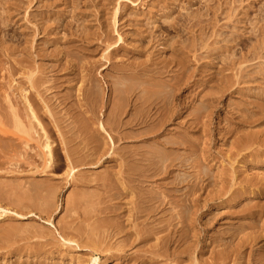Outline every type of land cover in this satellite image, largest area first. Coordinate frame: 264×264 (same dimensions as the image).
Here are the masks:
<instances>
[{"label":"rangeland","instance_id":"374dc122","mask_svg":"<svg viewBox=\"0 0 264 264\" xmlns=\"http://www.w3.org/2000/svg\"><path fill=\"white\" fill-rule=\"evenodd\" d=\"M204 1L0 0V264L264 263V0Z\"/></svg>","mask_w":264,"mask_h":264},{"label":"bare ground","instance_id":"6f19581e","mask_svg":"<svg viewBox=\"0 0 264 264\" xmlns=\"http://www.w3.org/2000/svg\"><path fill=\"white\" fill-rule=\"evenodd\" d=\"M5 1H6V0H5ZM47 1H48V0H47ZM74 1H75V0H72L73 3H74ZM205 1H206V0H205ZM205 1H204V3H205ZM208 1L210 2V0H207L206 2H208ZM212 1H213V0H212ZM3 2H4V0H3ZM80 2H81V1H80ZM88 2H89V1H88ZM117 2H118V1H117ZM209 2H208V3H209ZM94 3H95V2H94ZM112 3H113V2H112ZM213 3H214V2H212V5H213ZM220 3H222V2H220ZM215 4H216V2H215ZM56 5H57V4H56ZM68 5H69V4H68ZM68 5H67V6H68ZM91 5H92V4H91ZM116 5H117V4H116ZM119 5H120V4H119ZM205 5H206V3H205ZM207 5H208V4H207ZM0 6H1V5H0ZM203 6H204V5H203ZM214 6H215V5H214ZM214 6H213V7H214ZM6 7H7V6H6ZM50 7H51V6H50ZM54 7H55V6H54ZM116 7H117V6H116ZM71 8H73L72 5H71ZM71 8H70V9H71ZM201 8H202V7H201ZM203 8H204V7H203ZM214 8H215V7H214ZM49 9H50V11H52L51 8H49ZM67 9H68V8H67ZM67 9H66V10H67ZM114 9H115V8H114ZM119 9H120V7H119ZM206 9H207V8H206ZM0 10L3 11V9H0ZM7 10H9V9H7ZM53 10H54V9H53ZM76 10H77V9H76ZM110 10H111V8H110ZM48 11H49V10H47V13H48ZM54 11H55V10H54ZM70 11H72V10H70ZM112 11H113V10H112ZM8 12H9V11H8ZM199 12H202V11L199 10ZM206 12L208 13V9H207V11H206V10L204 11V13H206ZM217 12H218V11H217ZM69 13H70V12H69ZM76 13H77V12H76ZM112 13H113V12H112ZM118 13H119V12H118ZM207 13H206V14H207ZM209 13H210V12H209ZM4 14H5V13H4ZM14 14H15V13H14ZM188 14H189V12H188L186 15H188ZM191 14L195 15L194 13H191ZM211 14H212V13H211ZM6 15H7V14H6ZM55 15H56V14H55ZM116 15H117V13H115V18H116ZM201 15H202V17H205V16L208 17V16H209V15H205V14H204L205 16H204L203 14H201ZM201 15H200V16H201ZM1 16H2V14H1ZM4 16H5V15H4ZM197 16L199 17V15H197ZM222 16H223V14H222ZM49 17H50V16H49ZM56 17H57V16H56ZM63 17H64V16H63ZM79 17H80V16H79ZM209 17H210V16H209ZM53 18H54V17H53ZM75 18H76V17H75ZM122 18H123V17H122ZM183 18H186V17H183ZM193 18H194V17H193ZM195 18H196V16H195ZM195 18H194L193 20H195ZM48 19H49V18H48ZM51 19H52V18H51ZM58 19H59V18H58ZM83 19H84V18H83ZM187 19H188V18H187ZM4 20H5V19H4ZM4 20H2V21H4ZM61 20H62V19H61ZM61 20H60V21H61ZM120 20H121V19H120ZM188 20H189V19H188ZM191 20H192V19H190V22H191ZM201 20H204V19L201 18L200 21H201ZM209 20H210V18H209ZM6 21H7V20H6ZM60 21H59V22H60ZM63 21H65V19H64ZM117 21H118V20H117ZM174 21H175V20H174ZM198 21H199V20H198ZM200 21H199L198 23H200ZM204 21H205V20H204ZM206 21H207V19H206ZM47 22H48V21H47ZM50 22H51V20H50ZM107 22H108V21H107ZM182 22H183V21H182ZM195 22H196V20H195ZM195 22H194V23H195ZM0 23H2V22H0ZM60 23H61V22H60ZM101 23H102V22H101ZM105 23H106V22H105ZM173 23H174V22H173ZM185 23H186V22H185ZM202 23H203V21H202L200 24H202ZM57 24H58V23H57ZM117 24H118V23H117ZM177 24H178V23H177ZM195 24H196V23H195ZM59 25H60V24H59ZM97 25H98V24H97ZM145 25H146V24H145ZM183 25H185V24L183 23ZM202 25H203V24H202ZM1 26H2V25H1ZM126 26H127V25H126ZM188 26L190 27L191 25H188ZM192 26H193V25H192ZM194 26H197V25H194ZM5 27H6V26H5ZM57 27H59V26H56V28H57ZM84 27H85V26H84ZM184 27H185V26H184ZM198 27H199V25H198ZM81 28H82V26H81ZM100 28H101V27H100ZM181 28H182V27H181ZM187 28H188V27H187ZM187 28H185V29H187ZM198 29H201V26H200V28H198ZM198 29H197V31H198ZM78 30H79V29H78ZM84 30H85V29H84ZM89 30H90V29H89ZM171 30H172V29H171ZM178 30H180V29H178ZM82 31H83V30H82ZM114 31H115V28H114ZM116 31H117V30H116ZM116 31H115V32H116ZM118 31H119V30H118ZM1 32H2V31H1ZM110 32H111V31H110ZM146 32H148V31H146ZM181 32H182V31H181ZM181 32H180V33H181ZM105 33H106V32H105ZM117 33H118V32H117ZM215 33H216V32H215ZM118 34H119V33H118ZM174 34H175V33H174ZM77 35H78V34H77ZM84 35H85V34H84ZM98 35H99V34H98ZM100 35H101V34H100ZM120 35H121V33H120ZM120 35H119V37H120ZM175 35H176V34H175ZM80 36H81V35H80ZM82 36H83V32H82ZM185 36H186V35H185ZM112 37H113V35H112ZM180 37H181V36H180ZM5 38H6V37H5ZM93 38H95V37H93ZM93 38H92V39H93ZM102 38H103V37H102ZM148 38H149V36H148ZM174 38H175V37H174ZM174 38H173V39H174ZM176 38H177V37H176ZM83 39H84V38H83ZM90 39H91V38H90ZM120 39H122V38H120ZM169 39H170V38H169ZM180 39H181V38H180ZM104 40H105V39H104ZM143 40H144V39H143ZM147 40H148V39H147ZM147 40H146V41H147ZM149 40H150V38H149ZM151 40H152V39H151ZM153 40H157V39L155 38V39H153ZM140 41H141V43H142L141 38H140ZM182 41H183V40H182ZM114 42H115V41H114ZM148 42H149V41H148ZM155 42H156V41H155ZM187 42H188V41H187ZM203 43H204V42H203ZM205 43H206V42H205ZM215 43H216V42H215ZM86 44H88V43H86ZM143 44H144V43H143ZM151 44H152V43H151ZM174 44H175V43H174ZM141 45H142V44H141ZM154 45H155V44H154ZM204 45H205V44H204ZM116 46L118 47V45H116ZM114 47H115V46H114ZM152 48H153V46H152ZM168 48H169V47H168ZM150 49H151V47H150ZM169 49H170V48H169ZM197 50H198V49H197ZM121 51H122V50H121ZM208 51H209V50H208ZM8 52H9V51H8ZM9 53H10V52H9ZM9 53H8V54H9ZM69 54H70V53H69ZM69 54H67V56H68ZM171 54H172V52H171ZM4 55H5V53H4ZM9 55H10V54H9ZM10 56H11V55H10ZM63 56H64V55H63ZM179 62H180V61H179ZM181 62H182V61H181ZM181 62H180V63H181ZM11 63H12V62H11ZM170 63H171V62H170ZM182 63H184V62H182ZM176 64H177V63H175V65H176ZM184 64H185V63H184ZM11 65H12V64H11ZM165 65H166V64H164V66H165ZM167 65H168V64H167ZM171 65H172V64H170V66H171ZM177 65H178V64H177ZM182 65H183V64H182ZM160 66H161V65H160ZM162 66H163V65H162ZM179 66L182 67L181 64H179ZM12 67H13V66H12ZM145 67H146V66H145ZM145 67L142 68V69H145V71H146L147 69H146ZM183 67H185V66L183 65ZM161 68H162V67H161ZM168 68H170V67L168 66ZM173 68H174V67H173ZM178 68H179V67H178ZM138 69H139V68H138ZM165 69H166V68H165ZM93 70H94V69H93ZM140 70H141V69H140ZM180 70H181V69H180ZM141 71H142V70H141ZM184 71H186V70L184 69ZM148 72H149V70H148ZM150 72H151V71H150ZM178 72L180 73L179 70H178ZM178 72H177V73H178ZM138 73H139V72H138ZM144 73H145V72H144ZM181 73H182L181 75H183V72H181ZM133 74H135V73H133ZM146 74H147V73H146ZM150 74H151V73H150ZM177 75H178V74H177ZM177 75L175 76L176 78H177ZM179 75H180V74H179ZM181 75H180V77H181ZM121 76L123 77L124 74L121 75ZM126 76H127V75H126ZM135 76H136V75H134L133 77H135ZM122 77H121V78H122ZM148 77H149V76H148ZM175 77H174V78H175ZM180 77L178 76V78H180ZM182 77H183V76H182ZM135 78H136V77H135ZM176 78H175V79H176ZM82 80H83V79H82ZM119 80H120V79H119ZM121 80H122V79H121ZM133 80H134V79H133ZM145 80H147V79H145ZM172 80H174V79H172ZM176 80H180V79H176ZM149 81H151V80H149ZM115 82H116V81H115ZM131 82H132V81H131ZM174 82H175V81H174ZM172 83H173V81H172ZM181 85H182V84H181ZM133 86H135V85H133ZM141 86H142V85H141ZM155 86H156V85H155ZM162 86H163V85H162ZM138 87H139V86H138ZM138 87H137V88H138ZM166 87H167V86H166ZM118 88H119V86H118ZM118 88L116 87L115 89H118ZM132 88L134 89V87H132ZM139 88H140V87H139ZM139 88H138V89H139ZM151 88H152V87H151ZM154 88H156V87H154ZM156 89H157L158 92H159V90H160L159 87L156 88ZM156 89H155V91H156ZM88 90H89V89H88ZM146 90H147V89H146ZM146 90H145V91H146ZM162 90H163V87L161 88L160 91H162ZM121 91H122V90H121ZM123 91H124V89H123ZM127 91H128V90H127ZM130 91H132V90H130ZM142 91L144 92V90H142ZM147 91H148V90H147ZM169 91H170V90H169ZM180 91H181V90H180ZM182 91H183V90H182ZM81 92H83V91H81ZM89 92H90V91H88V93H89ZM112 92H113V91H112ZM117 92H118V91H117ZM153 92H154V91H153ZM167 92H168V91H167ZM84 93H85V92H84ZM114 93H115V92H114ZM118 93L121 94V92H118ZM124 93H125V92H124ZM129 93H130V92H129ZM145 93H146V92H145ZM161 93L163 94V92H161ZM139 94H140V93H139ZM148 94H150V93H148ZM155 94H157V93H155ZM155 94H154V95H155ZM170 94H171V93H170ZM93 95H94V92H93L92 96H93ZM125 95H126V94H125ZM128 95H129V94H128ZM130 95H131V93H130ZM135 95H136V94H135ZM137 95H138V94H137ZM160 95H161V94H160ZM160 95H159V96H160ZM168 95H169V94H168ZM26 96H27V95H26ZM81 96H82V95H81ZM85 96H86V94H85ZM87 96H88V95H87ZM123 96H124V95H123ZM123 96H122V97H123ZM139 96H140V99H141V98H143L144 95H143V94H142V95L140 94ZM141 96H142V97H141ZM166 96H167V95H166ZM8 97H9V96H8ZM11 97H12V95H11ZM11 97H10V98H11ZM22 97H23V96H22ZM83 97H84V96H83ZM89 97H91V96L89 95ZM135 97H136V96H135ZM147 97H148V96H147ZM147 97H146V98H147ZM153 97H154L153 95H152V96H149V98H150L151 100H152ZM167 97H168V96H167ZM174 97H175V96H174ZM85 98H86V97H84V99H85ZM118 98H119V96H118ZM144 98H145V97H144ZM144 98H143L144 101L141 100V101L143 102V103H142V106H146V107H147V105H148L149 107H151V106L155 103V101H153V102H152L153 104H151L150 101H149V100H150L149 98H147V99H146V98L144 99ZM165 98H166V97H165ZM93 99H94V98H93ZM95 99H96V98H95ZM115 99H116V101L118 100V99H117V93H116V97H115ZM122 99H123V98H122ZM92 101H93V100H92ZM111 101H112V100H111ZM124 101H125V99H124ZM141 101H140V102H141ZM12 102H13V101H12ZM84 102H85V101H84ZM86 102H87V101H86ZM90 102H91V101H90ZM117 102H118V101H117ZM122 102H123V100H121V104H124V102H123V103H122ZM168 102H169V101H168ZM21 103H22V102H21ZM21 103H20V104H21ZM97 103H99L98 100H97ZM100 103H101V102H100ZM103 103H104V102H103ZM10 104H11V103H10ZM12 104H13V103H12ZM95 104H96V103H95ZM95 104H94V105H95ZM150 104H151V105H150ZM161 104H162V103H161ZM8 105H9V104H8ZM32 105H33V104H32ZM85 105H87V104H85ZM88 105H89V104H88ZM91 105H92V103H91ZM91 105H90V106H91ZM134 105H135V104H134ZM156 105H158V104H156ZM156 105H155V106H156ZM96 106H97V104H96ZM116 106H117V105H116ZM132 106H133V105H132ZM136 106H137V105H136ZM164 106H166V105H164ZM8 107H9V106H8ZM14 107H15V105H14ZM31 107H32V106H31ZM77 107H78V106H77ZM93 107H94V106H93ZM137 107H138V106H137ZM149 107H148V109H149ZM166 107H167V106H166ZM96 108H97V107H96ZM99 108H100V106H99ZM68 109H70V108H68ZM77 109H78V108H77ZM79 109H80V108H79ZM103 109H104V108H103ZM103 109H102V110H103ZM136 109H137V108H136ZM141 109H142V108H141ZM141 109H140V111H141ZM168 110H169V109H168ZM12 111H13V110H12ZM67 111H68V110H67ZM73 111H74V110H73ZM73 111H72V112H73ZM97 111H98V110H97ZM97 111H96V112H97ZM114 111H115V110H114ZM138 111H139V110H138ZM143 111H144V110H143ZM148 111H149V110H148ZM148 111H147V112H148ZM152 111H153V109H152ZM72 112H71V114H72ZM89 112H91V111H89ZM128 112H129V111H128ZM156 112H157V111H156ZM156 112H155V117H156ZM12 113H13V112H12ZM77 113H78V112H77ZM79 113H80V112H79ZM140 113H141V112H140ZM157 113H158V112H157ZM80 114H81V113H80ZM80 114H79V115H80ZM138 114H139V113H138ZM138 114H137V115H138ZM75 115H76V113H75ZM108 115H109V114H108ZM67 116H68V115H67ZM72 116H73V115H72ZM76 116H78V115H76ZM80 116H81V115H80ZM140 116H141V115H140ZM30 117H31V116H30ZM70 117H71V116H70ZM96 117H98L97 114H96ZM120 117H121V113L115 115V119H116V120L114 119V120H115L114 122H116V123L118 122L117 125L120 124V122H119V121H120V119H119ZM135 117H136V116H135ZM144 117H145V116H144ZM147 117H148V115H147ZM151 117H152V116H151ZM20 118H21V117H20ZM67 118H68V117H67ZM67 118H66V119H67ZM73 118H75V117H73ZM76 118H77V117H76ZM113 118H114V114H113L112 120H113ZM149 118H150V117H149ZM159 118H160V117H159ZM21 119H22V118H21ZM68 119H69V118H68ZM68 119H67L66 122H68ZM107 119H108V118H107ZM137 119H138V118H137ZM167 119H168V118H167ZM175 119H176V118H175ZM71 120H72V119H71ZM73 120H74V119H73ZM75 120H76V119H75ZM80 120H82V121H80V122H83L84 118H83V119H80ZM105 120H106V119H105ZM139 120H140V118H139ZM64 121H65V120H64ZM76 121H77V120H76ZM165 121H166V120H165ZM22 122H23V119H22ZM69 122H70V119H69ZM77 122L79 123V121H77ZM107 122L109 123L110 120H109V121L107 120ZM112 122H113V121H112ZM148 122H149V121H148ZM14 123H15V122H14ZM70 123L73 124L74 121H73V122L71 121ZM86 123H88V122H84V124H86ZM89 123H90V122H89ZM89 123H88V124H89ZM99 123H100V122H99ZM110 123H111V122H110ZM137 123H138V122H137ZM146 123H147V122H146ZM156 123H157V122H156ZM158 123H159V122H158ZM158 123H157V125H158ZM160 123H161V121H160ZM64 124H65V122H64ZM67 124H68V123H67ZM72 124H71V126H73ZM102 124H103V123H102ZM111 124H112V123H111ZM148 124H149V123H148ZM152 124H153V122H152ZM69 125H70V124H68V125H66V126L68 127ZM79 125H80V123H79ZM81 125H82V123H81ZM71 126H70V127H71ZM75 126H77V124H75ZM89 126L92 127V125H90V124H89ZM115 126H116V125H115ZM115 126H114V127H115ZM137 126H138V124H137ZM153 126H154V125H153ZM153 126H152V127H153ZM70 127H69V128H70ZM73 127H74V126H73ZM73 127H72L71 129L74 130ZM80 127H81V126H80ZM80 127H79V129H80ZM87 127H88V125L86 126V128H87ZM75 128H76V127H75ZM84 128H85V127H84ZM88 128H89V127H88ZM92 128H93V127H92ZM105 128H106V127H105ZM147 128H148V127H147ZM157 128H158V127H157ZM79 129H78V130H79ZM90 129H91V128H90ZM90 129H89V130H90ZM100 129L105 130L104 127H103V125H100ZM123 129H124V128H123ZM148 129H149V128H148ZM66 130H68V129H66ZM73 130H72V131H73ZM78 130H77V131H78ZM87 130H88V129H87ZM87 130H86V131H87ZM117 130H118V128H117ZM124 130H125V129H124ZM150 130H151V129H150ZM155 130H156V128H155ZM75 131H76V130H75ZM61 132H62V131H61ZM66 132H67V131H66ZM122 132H123V131H122ZM69 133H70V132H69ZM75 133H77V132H75ZM80 133H81V132H80ZM80 133H79V134H80ZM89 133H90V132H89ZM105 133H107V132L105 131ZM119 133H120V132H119ZM119 133H118V134H119ZM63 134H65V133H63ZM90 134H91V133H90ZM93 134H94V133H93ZM52 135H53V134H52ZM61 135H62V133H61ZM65 135H66V134H65ZM85 135H87V134H85ZM106 135H108V134H106ZM120 135H122V134H120ZM123 135H124V134H123ZM55 136H56V135H55ZM62 136H63V135H62ZM67 136H68V135H67ZM67 136H66V137H67ZM74 136H75V135H74ZM74 136L71 135V137H74ZM82 136H83V133H82ZM82 136H81V138H82ZM96 136H98V135H95V137H96ZM68 137H69V136H68ZM89 137H93V136L91 135V136H89ZM108 137H109V136H108ZM56 138H57V137H56ZM76 138H77V134H76ZM79 138H80V136H79ZM81 138H80V139H81ZM65 139H66V138H65ZM69 139H70V138H69ZM97 139H100V138H97ZM97 139H96V140H97ZM67 140H68V139H66V141H67ZM89 140H90V139L88 138V141H87V142L84 141V142H86V143L89 144V142H90ZM109 140H111V139H109ZM100 141H101V140H99V142H100ZM102 141H103V140H102ZM56 142H57V141H56ZM64 142H65V141H64ZM64 142H63V143H64ZM69 142L72 143L71 141H69ZM97 142H98V141H97ZM97 142H96V143H97ZM99 142H98V143H99ZM103 142H104V141H103ZM103 142H102V143H103ZM66 143H67V142H66ZM70 143H68V144L71 146L72 144H70ZM77 143L80 144V142H77ZM82 143H83V140H82ZM93 143H94V142H93ZM96 143H95V145L97 146L98 143H97V144H96ZM58 144H59V143H57V146H58ZM91 144H92V142H91ZM103 144H104V143H103ZM53 145H54V144H53ZM74 145H75V144H74ZM85 145H86V144H85ZM95 145H94V147H96ZM75 146H76V145H75ZM80 146H81V145H80ZM88 146H90V145H88ZM99 146H102V145H101V142H100V145L98 144V147H99ZM45 147H46V149H47L49 159L51 160V159H52V152H54V151H52V147H51V143H50V141L47 142V144H46ZM59 147H60V146H59ZM67 147H68V146H67ZM73 147H74V146H73ZM73 147H71V148H73ZM81 147H82V146H81ZM94 147L92 146L93 149H96V148H94ZM71 148H70V149H71ZM75 148H77V147H75ZM75 148H73V149H75ZM100 148H101V147H100ZM87 149H88V148H87ZM57 150H58V148H57ZM59 150H60V149H59ZM78 150H80V149H78ZM83 150H84V148H83ZM83 150H82V151H83ZM85 150H86V149H85ZM91 150H92V149L90 148V151H91ZM99 150H100V149H99ZM69 151H70V150H69ZM71 151H72V149H71ZM73 151H74V150H73ZM86 151H87V150H86ZM93 151H94V150H93ZM76 152H77V151H76ZM76 152H75V153H76ZM84 152H85V151H84ZM88 152H89V150H88ZM91 152H92V151H91ZM91 152H89V154H91ZM99 152H100V151H99ZM82 153H83V152H82ZM93 153H94V152H93ZM93 153H92V154H93ZM79 154H80V153H79ZM85 154H86V152H85ZM92 154H91L90 157H91L92 160H93V156H92ZM95 154H96V153H95ZM86 155H87V154H86ZM79 156H80V155H79ZM87 156H88V155H87ZM96 157H97V155H96ZM96 157H94V159H95ZM76 158H77V157H76ZM78 158H79V157H78ZM91 158H89V159L91 160ZM125 159H126V158H125ZM73 160H74V159H73ZM100 160H101V159H100ZM126 160H127V159H126ZM71 161H72V160H71ZM76 161H77V160H76ZM87 161H88V160H87ZM77 162H78V161H77ZM77 162L75 163L76 165L78 164ZM85 162H86V159H85ZM91 162H92V161H91ZM93 162H95V161H93ZM47 163H48V162H47ZM79 163H80V161H79ZM81 163H82V161H81ZM88 163H89V162H88ZM85 164H86V163H85ZM80 165H81V164H80ZM71 166H72V165H71ZM81 166H82V165H81ZM76 167H77V166H76ZM73 170H74V168L72 167V169H71V174H72V171H73ZM51 189H52V188H51ZM53 190H54V189H53ZM53 190H49V191L51 192V191H53ZM49 191H48V192H49ZM48 192H47V193H48ZM53 192H54V191H53ZM48 195H49L50 198H51V195H52V194H48ZM49 196H48V197H49ZM257 239H258V238H257ZM163 243H164V242H163ZM163 250H164V249H163ZM238 257H240V256L238 255ZM238 257H237V258H238ZM238 262H239V261H238ZM256 262H257V261H256ZM255 264H256V263H255ZM258 264H260V261H259ZM263 264H264V263H263Z\"/></svg>","mask_w":264,"mask_h":264}]
</instances>
